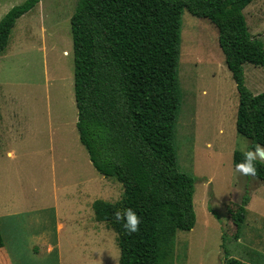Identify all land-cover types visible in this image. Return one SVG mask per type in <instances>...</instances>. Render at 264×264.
<instances>
[{"label":"rangeland","instance_id":"1","mask_svg":"<svg viewBox=\"0 0 264 264\" xmlns=\"http://www.w3.org/2000/svg\"><path fill=\"white\" fill-rule=\"evenodd\" d=\"M24 1L0 0V18ZM76 1L39 0L15 19L0 53V264H118L117 233L92 203L119 199L123 187L95 170L75 126ZM242 13L264 46V0ZM179 22L172 142L179 169L194 177L195 222L175 231L164 264H222L226 254L264 264V182L234 171L233 151L249 140L235 129L238 96L217 29L186 9ZM243 75L251 92L264 91V66L245 63ZM245 193L236 238L227 208Z\"/></svg>","mask_w":264,"mask_h":264},{"label":"trees","instance_id":"2","mask_svg":"<svg viewBox=\"0 0 264 264\" xmlns=\"http://www.w3.org/2000/svg\"><path fill=\"white\" fill-rule=\"evenodd\" d=\"M39 0L12 6L0 18V53L15 19ZM253 0H77L70 16L76 130L96 171L115 177L119 199H96L94 217L117 233L118 264H164L173 257L175 231L195 222L194 177L177 165L173 126L180 103L176 85L180 14L209 20L238 96L236 132L249 147L264 145V91L244 83L243 64L264 66V46L248 30L243 8ZM234 150L232 163L242 160ZM264 162L253 176L264 182ZM249 196L229 205L238 237ZM140 218L127 233L114 211ZM3 240L0 234V247ZM164 260V261H163ZM163 261V262H161ZM222 264H249L232 256Z\"/></svg>","mask_w":264,"mask_h":264},{"label":"clouds","instance_id":"3","mask_svg":"<svg viewBox=\"0 0 264 264\" xmlns=\"http://www.w3.org/2000/svg\"><path fill=\"white\" fill-rule=\"evenodd\" d=\"M240 151L243 159L235 163L234 171L242 176H255L257 162H264V145L256 143L249 147L241 142ZM113 214L117 221L123 219L122 227L127 233H134L138 230L137 226L140 223V218L133 209L126 208L122 212L121 210H116Z\"/></svg>","mask_w":264,"mask_h":264},{"label":"crops","instance_id":"4","mask_svg":"<svg viewBox=\"0 0 264 264\" xmlns=\"http://www.w3.org/2000/svg\"><path fill=\"white\" fill-rule=\"evenodd\" d=\"M253 93V92H252ZM9 154V152H7ZM57 226H61V223L57 224ZM1 248V247H0Z\"/></svg>","mask_w":264,"mask_h":264}]
</instances>
